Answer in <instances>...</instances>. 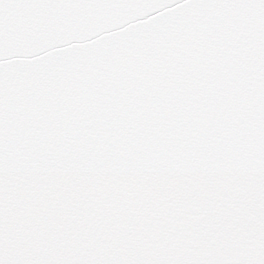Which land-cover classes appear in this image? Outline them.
<instances>
[{"label":"snow or ice","instance_id":"6c2138e0","mask_svg":"<svg viewBox=\"0 0 264 264\" xmlns=\"http://www.w3.org/2000/svg\"><path fill=\"white\" fill-rule=\"evenodd\" d=\"M0 264H264V0H0Z\"/></svg>","mask_w":264,"mask_h":264}]
</instances>
